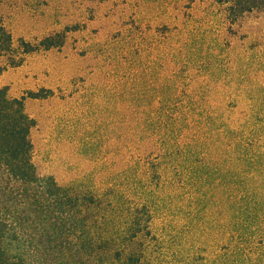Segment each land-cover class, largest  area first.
I'll list each match as a JSON object with an SVG mask.
<instances>
[{"label":"rangeland","instance_id":"obj_1","mask_svg":"<svg viewBox=\"0 0 264 264\" xmlns=\"http://www.w3.org/2000/svg\"><path fill=\"white\" fill-rule=\"evenodd\" d=\"M231 5L0 0L37 173L117 189L152 264H264V4Z\"/></svg>","mask_w":264,"mask_h":264},{"label":"trees","instance_id":"obj_2","mask_svg":"<svg viewBox=\"0 0 264 264\" xmlns=\"http://www.w3.org/2000/svg\"><path fill=\"white\" fill-rule=\"evenodd\" d=\"M242 12L264 0H216ZM237 13V12H236ZM33 119L22 97L0 88V264H152L127 248L141 220L122 213L117 189L59 185L37 173L29 139ZM85 190V191H84ZM121 222L123 234L115 230ZM141 222V221H140Z\"/></svg>","mask_w":264,"mask_h":264}]
</instances>
